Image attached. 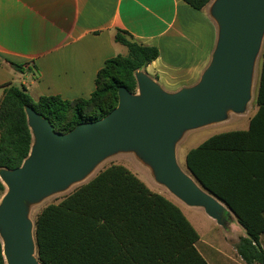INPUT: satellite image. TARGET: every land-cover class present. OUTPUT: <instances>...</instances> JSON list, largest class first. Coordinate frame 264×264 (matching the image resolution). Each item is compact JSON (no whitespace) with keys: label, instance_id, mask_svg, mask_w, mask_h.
<instances>
[{"label":"trees","instance_id":"obj_1","mask_svg":"<svg viewBox=\"0 0 264 264\" xmlns=\"http://www.w3.org/2000/svg\"><path fill=\"white\" fill-rule=\"evenodd\" d=\"M201 10L212 0H184ZM127 54L108 58L89 97L43 95L5 86L0 100V169L20 166L33 144L26 107L63 133L106 116L119 104V88L136 92V73L156 60V46L118 29ZM20 70L22 65L13 63ZM257 110L247 129L211 135L188 150L186 168L234 213L244 228L236 248L248 264H264V46ZM7 188L0 179V199ZM225 217L230 219L228 211ZM37 256L43 264H209L196 246L200 235L181 208L153 191L123 164H111L34 218ZM0 264H6L0 240Z\"/></svg>","mask_w":264,"mask_h":264},{"label":"water","instance_id":"obj_2","mask_svg":"<svg viewBox=\"0 0 264 264\" xmlns=\"http://www.w3.org/2000/svg\"><path fill=\"white\" fill-rule=\"evenodd\" d=\"M210 14L217 23V41L195 84L168 91L140 70L136 92L121 86L119 104L106 116L67 133L54 130L33 107H26L33 137L30 153L20 166L0 169L7 188L0 201L6 264H43L30 205L83 180L119 152H134L173 195L203 207L219 224L227 223L225 211H232L179 164L176 147L187 131L247 110L264 46V0H213Z\"/></svg>","mask_w":264,"mask_h":264},{"label":"crops","instance_id":"obj_3","mask_svg":"<svg viewBox=\"0 0 264 264\" xmlns=\"http://www.w3.org/2000/svg\"><path fill=\"white\" fill-rule=\"evenodd\" d=\"M210 4L198 10L184 0H0V100L9 83L26 88L34 101L43 95L89 97L105 61L125 54L127 47L115 39L118 29L159 49V57L143 71L166 90L191 86L208 65L217 41ZM163 195L198 231L199 251L203 241L198 226L208 223L223 230L203 207L189 206L172 194L183 206ZM229 213L235 220L231 224L240 225ZM223 240V248L214 251L202 246L209 264H248ZM260 241L264 246V233Z\"/></svg>","mask_w":264,"mask_h":264},{"label":"rangeland","instance_id":"obj_4","mask_svg":"<svg viewBox=\"0 0 264 264\" xmlns=\"http://www.w3.org/2000/svg\"><path fill=\"white\" fill-rule=\"evenodd\" d=\"M212 2L213 0L211 1V3ZM127 52L128 50L126 49L125 54H127ZM260 68H261V54L258 56L256 65H255L252 99L248 104L247 110L244 113H242V115L230 112V115L226 120L222 122L206 125L201 128L189 130L184 134L181 140H179V142L177 143V147H176L177 159H178L179 164L184 169H186L185 157L189 149L197 146L198 144H200L202 141H204L205 139H207L209 136L213 134L223 132V131H229V130L246 129L248 127L249 118L255 112L257 108L256 94H257V88H258ZM115 163L123 164L126 167H128L141 180H143L147 184V186L153 191L159 192L161 194H166L167 196L177 200L180 204L185 206L178 199H176L167 190L165 186L159 184L155 180L151 169L134 152H119L101 161L92 170V172L89 173L83 180L73 183L64 191L54 193L44 198L42 201L30 205V214L32 215L33 219L36 217L37 213L44 206L52 202L60 201L63 197H65L66 195L74 191L78 186L89 181L92 177H94L102 169H104L105 167L111 164H115ZM230 216H231L230 219L226 221L227 223L223 225V230L222 229L215 230L212 228V225H209L208 223H203L202 226H198L202 234L203 242L199 244L200 252L202 254L204 253L202 250V246L208 249L209 251H214L215 249H218L220 247L223 248L224 246L223 236L225 238L227 248L235 249L236 244L238 243L240 237L242 236V232L244 231V228L240 225L233 226L231 223L235 220L232 217V215Z\"/></svg>","mask_w":264,"mask_h":264}]
</instances>
